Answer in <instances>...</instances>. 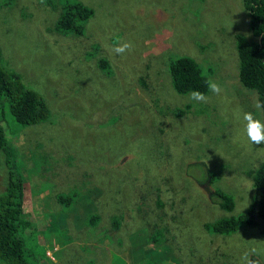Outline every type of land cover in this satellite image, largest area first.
<instances>
[{
  "label": "rangeland",
  "instance_id": "1",
  "mask_svg": "<svg viewBox=\"0 0 264 264\" xmlns=\"http://www.w3.org/2000/svg\"><path fill=\"white\" fill-rule=\"evenodd\" d=\"M41 1L0 0L2 56L59 110L52 125L18 127L7 110L2 119L18 150L25 211L56 226L33 221L39 264H246L245 254L264 264L257 228L204 229L247 208L264 161L243 120L251 112L264 122L256 91L238 75L235 36H250L242 0H83L95 14L75 37L51 31L59 0L56 9ZM125 41L131 51H112ZM182 54L211 69L219 94L198 102L174 90L165 66ZM195 162L212 182L192 177ZM5 172L0 155V192ZM72 186L81 192L64 208L55 196ZM215 188L234 196L233 211L210 200Z\"/></svg>",
  "mask_w": 264,
  "mask_h": 264
},
{
  "label": "trees",
  "instance_id": "2",
  "mask_svg": "<svg viewBox=\"0 0 264 264\" xmlns=\"http://www.w3.org/2000/svg\"><path fill=\"white\" fill-rule=\"evenodd\" d=\"M45 7L56 9L53 0H42ZM12 7L18 8L15 1ZM243 8L248 14L250 36L236 34L238 52V75L240 82L248 89L256 91L258 103L261 105L264 120V0H242ZM56 7V8H55ZM59 11L51 31L62 36H83L86 24L94 16L95 10L83 0H59ZM14 8L11 11V16ZM20 9H18L19 11ZM5 18L7 15L5 13ZM251 37V38H250ZM0 47V155L5 166V180L0 192V260L7 264H39L41 258L35 254V246L30 242L29 232L36 230L51 231L55 223L47 219H37L27 213L25 203V179L19 170L17 148L12 146L2 119L8 111L10 117L19 126H33L48 122L53 124L59 119L57 112L49 107L44 91L38 92L24 85L21 73L7 65ZM103 59L101 66L107 67ZM174 90L179 94L189 95L198 90L205 95L211 91L206 87L209 81L210 68L204 66L188 55H173L165 66ZM194 102L188 101L182 108L177 107L174 113L178 116L190 111ZM55 113L57 117L55 118ZM47 161L48 153H42ZM194 165V166H193ZM199 182H212L214 175L204 163H189ZM193 168V169H191ZM203 174H206L205 176ZM253 194L246 209L238 214H229L213 222L204 224V229L212 233L228 235L243 226L255 227L264 234V161L252 172ZM26 187V186H25ZM67 194H59L55 199L68 208L79 189L69 188ZM81 192V191H79ZM210 200L226 211H233L235 199L232 194L213 189ZM33 221L37 222L36 227ZM116 223V218H114ZM117 224V223H116ZM33 248H32V247ZM46 256V253L44 252Z\"/></svg>",
  "mask_w": 264,
  "mask_h": 264
},
{
  "label": "clouds",
  "instance_id": "3",
  "mask_svg": "<svg viewBox=\"0 0 264 264\" xmlns=\"http://www.w3.org/2000/svg\"><path fill=\"white\" fill-rule=\"evenodd\" d=\"M132 48H133L132 43L125 41L115 46L112 49V51L118 55H122L126 51H131ZM206 87L208 88V90H210L211 92L215 94H219L221 91L220 85L216 83L215 81H211V80L207 81ZM189 98L191 100L198 101V102H207V99H208V97H206L204 93L198 90H193L190 93ZM256 107L259 108L261 107V105L257 103ZM243 120L245 121V132H246L248 141L256 145L264 144V122L256 118L251 112H245L243 114ZM243 259L244 261H246V264H256L255 261L249 259L247 254H245Z\"/></svg>",
  "mask_w": 264,
  "mask_h": 264
}]
</instances>
